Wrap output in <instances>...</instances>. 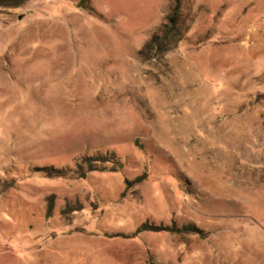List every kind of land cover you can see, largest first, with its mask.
<instances>
[{
	"label": "rangeland",
	"instance_id": "rangeland-1",
	"mask_svg": "<svg viewBox=\"0 0 264 264\" xmlns=\"http://www.w3.org/2000/svg\"><path fill=\"white\" fill-rule=\"evenodd\" d=\"M172 4L0 6V264H264V0Z\"/></svg>",
	"mask_w": 264,
	"mask_h": 264
},
{
	"label": "trees",
	"instance_id": "trees-1",
	"mask_svg": "<svg viewBox=\"0 0 264 264\" xmlns=\"http://www.w3.org/2000/svg\"><path fill=\"white\" fill-rule=\"evenodd\" d=\"M28 0H0V6L2 7H11L19 6L25 3ZM172 11L167 17V21L160 27V29L155 32L151 39L140 51L141 56L144 59H151L157 56L164 55L168 50L173 46H176L184 38V31L182 27V5L183 0H173ZM109 157L105 155L90 156L83 161V163L77 164V174L80 177H85V165H88L90 171L98 170V162H106ZM77 210L74 206H67V209L64 210V213H71ZM52 213L51 207L49 210V215ZM165 228L158 226H148L142 225L138 229V233L147 230L160 231Z\"/></svg>",
	"mask_w": 264,
	"mask_h": 264
}]
</instances>
